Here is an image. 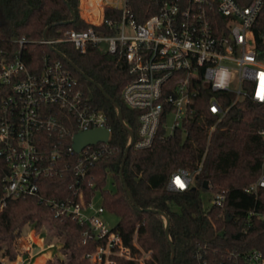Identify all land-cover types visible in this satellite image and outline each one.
Listing matches in <instances>:
<instances>
[{
  "label": "built area",
  "instance_id": "1",
  "mask_svg": "<svg viewBox=\"0 0 264 264\" xmlns=\"http://www.w3.org/2000/svg\"><path fill=\"white\" fill-rule=\"evenodd\" d=\"M155 4L156 12L137 23L128 0H100L96 15L90 5L86 12L93 20L81 17L89 25L86 30H70L58 40L39 43H70L82 54L96 46L126 63L131 80L121 96L124 105L137 112L130 148L147 149L161 133L170 136L180 130L187 135L201 94L209 95L208 111L215 117L208 136L236 104L250 100L264 107V37L258 42L252 29L264 0H155ZM105 9L118 11L119 17L106 19ZM93 26L108 33H98ZM25 43L17 41L16 49L0 46V210L8 200L35 197L54 218L76 222L82 244L95 243L94 250L83 255L90 264H115L117 259L146 264L153 259L152 252L136 242L132 248L126 246L120 232L102 219L106 211L101 204L94 205V197L87 200L84 194L94 163L107 153L111 128L106 114L92 104L61 60L44 58L42 69L30 71L21 55ZM94 129L107 131V141L75 152L74 135ZM258 134L264 140V128ZM201 166L202 162L193 173L177 170L167 188L187 190ZM52 178L69 181L68 196L40 194L42 181ZM260 190L264 157L260 176L244 192L256 196ZM224 201V192L213 193L209 207H222ZM30 249L31 243L20 264H31ZM0 264L11 263L0 257ZM196 264H264V256L251 250L210 262L198 255Z\"/></svg>",
  "mask_w": 264,
  "mask_h": 264
},
{
  "label": "trees",
  "instance_id": "2",
  "mask_svg": "<svg viewBox=\"0 0 264 264\" xmlns=\"http://www.w3.org/2000/svg\"><path fill=\"white\" fill-rule=\"evenodd\" d=\"M82 1L86 13L92 0ZM128 4L137 23L156 12L155 0H128ZM68 6L76 20L64 25L63 22L71 20ZM119 14L115 10H104L106 19L117 18ZM88 27L81 18L79 0H0V46L16 49L17 41L24 40L22 59L32 72L44 67V58L47 62L61 60L92 104L106 114L111 128L108 149L90 171L84 190L86 199L99 193L103 209L118 218L115 228L124 244L132 248L136 242L143 250L152 252L153 259L146 264H170L171 248L165 236L163 217L158 213L138 211L120 180L129 136L114 106L82 76L93 80L119 105L123 121L136 134L137 112L129 110L121 96L123 87L131 80L126 63L100 52L96 46L88 47L82 54L70 43L57 42L52 46L39 43L47 28L46 39L58 40L67 31ZM93 28L98 33H108L102 26ZM252 29L260 42V37H264V7ZM208 99V94H201L195 100L196 116L187 135L180 130L170 136L161 133L147 149L130 148L122 170L124 183L137 207L160 211L168 218L169 238L175 248L173 264H196L198 255L216 262L223 256L242 255L251 250H258L264 256V190L256 196L244 192L262 171L264 140L258 131L264 128V107L250 100L236 104L208 136L215 122L208 111ZM228 104V100L223 102L224 107ZM201 162V170L194 174L187 190L167 188L174 172L184 169L193 173ZM108 178L111 189H106ZM68 184L64 178L44 179L40 194L64 198L69 194ZM201 192H224L223 206L205 207ZM27 224H33L36 232L46 225L52 236L63 237L67 260L49 259L46 264H90L83 255L93 251L95 243L82 244L80 226L70 219L54 218L50 209L35 197L8 200L0 210V257L15 258V241ZM45 258L39 257L35 264H43ZM115 264L128 263L117 259Z\"/></svg>",
  "mask_w": 264,
  "mask_h": 264
},
{
  "label": "rangeland",
  "instance_id": "3",
  "mask_svg": "<svg viewBox=\"0 0 264 264\" xmlns=\"http://www.w3.org/2000/svg\"><path fill=\"white\" fill-rule=\"evenodd\" d=\"M94 1V0H92ZM90 5V4H89ZM88 5V8H89ZM79 9H80V15L82 18H84L87 21L93 20V18H89L88 14L85 13V6L83 5V1L79 0ZM94 10V9H93ZM89 10L87 9V12ZM112 185L110 184V178L107 180V186L106 189H111ZM213 192H201L200 197L205 207H209V200L212 196ZM94 205L100 204V196L99 193L96 192L94 196ZM102 219L107 223L110 227H115V225L118 222V218L111 213L105 212V214L102 216ZM33 224H27L25 225L22 230L19 238L15 241V252L16 256L14 259H10L8 256H3L4 262L7 260L11 264H20L19 259L22 254L26 256L27 254V248L28 244H32V250L30 253L34 256L31 260V264H35L39 257L47 256L49 259H61V260H67L68 253L63 249V237H54L52 236V232L48 230V227L46 225H43L39 231H35ZM43 238V240H42ZM44 241V242H43ZM43 244L49 245L52 244L53 247L46 248ZM42 247V248H41ZM41 249V250H40ZM2 251H0L1 256ZM47 259L44 260L43 264H46Z\"/></svg>",
  "mask_w": 264,
  "mask_h": 264
},
{
  "label": "water",
  "instance_id": "4",
  "mask_svg": "<svg viewBox=\"0 0 264 264\" xmlns=\"http://www.w3.org/2000/svg\"><path fill=\"white\" fill-rule=\"evenodd\" d=\"M68 9L70 11V15H71V20L69 21H66V22H63L62 24L64 25H67V24H72L75 22L76 20V15L75 13L73 12V10L71 9L70 6H68ZM48 28L44 31V39H46V32H47ZM53 51L62 59L64 60L67 64H69L73 69H75L80 75H82L78 70L77 68L72 64L70 63L61 53H59L57 50L53 49ZM84 77V79L93 84L94 86H96L98 88V90L102 93V95L114 106L115 110H116V114H117V118L120 122V124L123 126V128L125 129V131L127 132L130 140L132 141L133 139V132L132 130L123 122V119H122V112H121V109L119 107V105L112 99L110 98L104 91L103 89L98 85L96 84L93 80H91L90 78L82 75ZM107 138H108V132L103 130V129H94V130H91V131H87V132H81V133H77L74 135L73 137V149L75 152H79L82 148H84L85 146L87 145H94L98 142H106L107 141ZM130 149V144L126 146V149H125V152H124V156H123V159H122V163H121V167H120V172H119V176H120V180H121V183L123 184V187H124V190L129 198V200L131 201V203L133 204V206L138 210V211H146V212H153V213H158L159 215H161L165 221V236L166 238L168 239L169 241V244H170V248H171V260H170V264H173L174 263V258H175V248H174V245L172 244L170 238H169V220L168 218L165 216V214H163L162 212L160 211H152V210H149V209H146V210H141L139 207H137L135 201L133 200L132 198V195L130 194V191L129 189L127 188V186L125 185L124 183V179H123V176H122V170H123V166H124V163H125V160L127 158V154H128V151ZM204 188H207V185L206 183H204Z\"/></svg>",
  "mask_w": 264,
  "mask_h": 264
},
{
  "label": "bare ground",
  "instance_id": "5",
  "mask_svg": "<svg viewBox=\"0 0 264 264\" xmlns=\"http://www.w3.org/2000/svg\"><path fill=\"white\" fill-rule=\"evenodd\" d=\"M99 2H100V0H94V1H91V2H90V6L93 7L94 10H92V11L95 13V15L97 14L95 8H96V6H97V4H98Z\"/></svg>",
  "mask_w": 264,
  "mask_h": 264
},
{
  "label": "crops",
  "instance_id": "6",
  "mask_svg": "<svg viewBox=\"0 0 264 264\" xmlns=\"http://www.w3.org/2000/svg\"><path fill=\"white\" fill-rule=\"evenodd\" d=\"M43 246H44V244H43ZM46 258L45 259H47L48 260V257L47 256H45Z\"/></svg>",
  "mask_w": 264,
  "mask_h": 264
}]
</instances>
